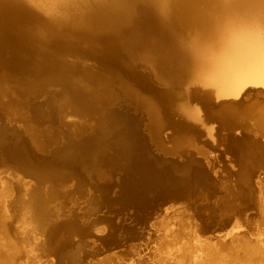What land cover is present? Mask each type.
<instances>
[{"label": "bare ground", "instance_id": "1", "mask_svg": "<svg viewBox=\"0 0 264 264\" xmlns=\"http://www.w3.org/2000/svg\"><path fill=\"white\" fill-rule=\"evenodd\" d=\"M73 37L78 42L98 43L99 48L92 51L94 57L100 59H97L98 62H112L116 55L122 54L124 63H119V66L126 72L120 68L121 72L117 75L110 74L117 82H121L120 75L124 77L126 73L127 79L133 85L147 89L150 85L137 72L138 65L144 64L150 66L148 72L155 81L168 84L165 90L159 92L167 101L166 107L162 106L163 109L160 106L152 107L146 100H141L150 114V123L146 130L151 141L165 154L182 158L186 149L191 147L199 154L203 153L198 145L190 141L186 148L167 149L156 139L160 121L164 124L170 112L175 111L188 120L199 121L193 109L172 101L176 91H183L184 95L205 105L213 94L218 98H236L249 91V87L263 86L264 90V0H0V61H5L3 53H8L11 61L19 63L38 57L42 58L41 63L48 59L43 65L38 64L39 70L60 69L64 65L58 60L57 63L52 60L42 47L51 46L54 42H70ZM97 80V77L91 79L92 84L95 85L94 81ZM127 81L122 79V85H128ZM23 82V85L28 83ZM47 83L61 85L74 98V112L93 119L80 127V122L83 121L80 118L79 123L74 124H68L59 118L60 124L72 127L76 140L84 138L87 128L95 136L98 127L105 134L107 107L121 102L122 98L109 93L103 87L82 88L66 76H49L32 83L33 89L22 85L17 96L7 101L3 100L0 91V112L5 113L10 123H22L11 113L12 106L16 105L17 108L18 104L22 105L17 111L31 106L32 99L47 90ZM123 93L128 97H139V93L129 88ZM157 98L159 99L158 96L155 97L156 100ZM261 106L254 105L249 111L255 109L250 113L252 124L256 127V132L264 137V106ZM218 112L215 116L221 120L225 129L221 138L222 144L233 155L232 160L236 162L238 172L233 184H225L226 195L234 191L245 202L251 199L254 190L252 176L257 167L264 164V142L234 134L236 115L228 105ZM167 124L170 126L171 123L167 121ZM238 124L242 127L241 123ZM3 130L1 135L10 146L6 150L0 146V151L4 155L8 151L14 159L22 162L30 161L20 134L10 131L8 126ZM4 132L12 135H4ZM45 136L44 139H47L44 142L34 139V145L40 152L53 155L58 150L53 147L61 143L63 137L54 131H49ZM90 148L89 145L88 148L81 146L77 148L80 152H76L74 148H66V151L56 153L54 161L61 158L69 162L68 167L73 171L79 169L87 173L89 178L96 176L105 179L107 175L98 170V165L100 161H107V153H110L108 146L101 145L95 150ZM84 150L87 151L86 156L81 154ZM125 152H122V158ZM111 155L116 153L112 152ZM30 162L36 166H33L36 171L48 178V182L44 183L41 190H35L36 182L30 179L23 187L22 184L16 187L7 181L9 186L0 194V264H17L18 255L21 253L32 256L33 264H55L54 257V262L48 259L41 261L42 255L38 251L44 254L47 249L45 246L49 245L52 251L62 242H66L74 231H79L78 223H82L84 219L83 216L75 215L77 205L74 202L67 204L70 194L76 189L82 198L86 196L87 190L84 189L85 184L81 182V177L76 178L74 172L67 170L56 171L55 167H49L43 160ZM207 163L210 164L209 161ZM192 165L195 166L191 168ZM198 166L200 165L196 161H188L183 166L186 170L182 173L180 172L183 169L171 172L180 173L179 180H183L193 191L196 192L201 187L209 196L213 184L210 180L200 178L201 185L197 184L196 187L189 184L192 183V173H205ZM14 169L6 175L0 174V178L13 175L16 172ZM21 178L23 179L22 176ZM70 178L75 180L68 187L66 184ZM36 181L39 182L37 178ZM16 189L23 190V194H15ZM261 191L264 192V188ZM181 203L184 201L167 205L164 212ZM227 205H223L222 209L225 215L228 209L235 207L232 203ZM15 207L21 211L24 225L19 230L22 236L13 239L9 228L18 212L13 210ZM159 216L160 214L156 219ZM106 229L107 226L104 225L98 227L97 231L105 232ZM179 232L175 230L172 232L174 234H165L166 237L160 239L158 264H264V245L260 240L251 242L244 236L235 235L228 242L220 241L217 245H212L208 242L182 239ZM199 250L200 255L197 254Z\"/></svg>", "mask_w": 264, "mask_h": 264}, {"label": "rangeland", "instance_id": "2", "mask_svg": "<svg viewBox=\"0 0 264 264\" xmlns=\"http://www.w3.org/2000/svg\"><path fill=\"white\" fill-rule=\"evenodd\" d=\"M73 38L74 39H71L70 42H54L51 46L43 45L42 47L52 60L55 62L58 60L64 65V67L60 69L48 68L39 70L38 64L41 63L40 60L42 58L31 57L22 61L23 63H19L15 60L11 61L8 53H3L5 55V59L3 60L5 61H0V91L1 95H3V100L7 101L10 98H15L17 92L24 84L23 81L28 82L23 86L27 85V87H31L32 83H37L49 76L70 77L76 85L82 88L91 89L93 86H98L97 88L103 87L109 93L112 92L113 95L125 100L132 108L133 113H139L143 117V129L151 141V136L148 130H146L148 129V123H150V114L147 110L148 108L146 104L141 100H146V103L148 102L152 107L160 106V109H163L162 106L164 105L166 107L167 101L159 92L165 90L168 84H162L159 81H155L153 75L148 72L150 66L144 64L138 65L137 72L143 75L146 83L150 85L147 89L142 86L133 85V82L130 79H127L128 76L126 73H123L124 77L120 75L121 82H117L110 77V74L117 75V73L121 72L119 63H124L122 54L118 56L116 55L112 62H98L100 59L97 58V60L92 53L93 49L99 48L98 43L88 41L78 42L75 37ZM47 61L48 59L44 60V63ZM44 63L42 62L40 65H43ZM121 69L125 71L123 68ZM95 77H97L98 80L94 81L96 84L93 85L91 79H94ZM122 79L125 81L128 80V85L123 86ZM47 84V90L40 93L38 99L42 100L45 94L49 91L59 92V94L53 98V105L55 107L57 119L61 118V120L68 124H74L79 123L80 118L83 120L80 122V127L93 121V119L87 115H78L74 112L72 105L74 98L68 94L67 90L62 89L60 87L61 85L57 83ZM33 88L34 86L30 89ZM127 88L133 90V92H136L137 94L139 93V97L124 96L123 92H125ZM155 92H158V94ZM156 96H158L159 99L157 98L156 100ZM172 101L195 111L199 117V121H190L198 126L203 133L199 134L196 130L177 127L172 124L169 126L167 124L169 119L167 118V121L165 120L164 124L160 121L156 139L167 148H186L185 146L189 141L198 145L203 150V153L200 155L203 156L206 163L208 161L210 162V164L207 163V165L209 164L208 166L213 176V185L216 190H210L209 196H207L204 189L197 187L198 189L196 192L194 191L195 193L178 201H184V203L177 204L165 212L164 209L159 212L149 223V226L143 235L128 241L117 249L104 250L101 253L89 255L86 264H158L157 253L159 250V241L169 233L174 234L172 232L175 230L180 231L179 233L182 239H187L192 242L201 241L217 245L220 241L228 242L233 236L241 235L251 242L260 240L264 245V205L262 204V202H264V192L261 191V189L264 188V164L257 167L255 174L252 176L254 190L252 191V197L250 200L245 202L242 201L234 191L230 192V195H226L225 184H233V180L237 177L238 172L236 162L232 160L233 155L228 152L222 144L221 138L225 129L222 127L221 120L215 116V113H219L218 111H220L223 106L228 105L231 112H234L236 115L235 120L237 124L233 129L234 134L243 138H252L264 142V137L256 132L254 129L256 127L252 124L253 120L250 113L255 109L249 111L254 105L259 104L260 106H264L263 86L249 87V91L236 98H218L213 94L205 105L195 99L189 98L187 95H184L183 91H176ZM20 106L22 105L18 104L17 108H15L16 105L12 106L13 109L11 110V113L13 116L17 117V119L19 118L21 120L22 123H20V125L23 126L24 124L26 133L33 144L35 142L34 139L43 142L46 141L47 138L44 139V137H46L45 135L49 131H54L56 134L59 133L61 136L63 135L62 132L64 126L62 127L59 124L52 123V120L48 117H46L43 123H38L37 120L32 117L30 112H28L26 107L21 111H17ZM170 113L176 114L175 111ZM238 123H241L242 127L238 126ZM69 129L70 132L73 131L72 127ZM87 130V132L91 131L89 128H87ZM73 137L77 139L74 135ZM207 140L210 142H207ZM91 145L92 144H90L89 147L93 148L90 149H97L95 148V145ZM80 147L81 146L74 147L76 152H80L77 150V148L79 149ZM191 149L193 148L191 147ZM86 150L81 151L82 156H86ZM68 163V161L63 160L60 164H55L56 171L67 170L74 172L73 174L75 175L78 170L73 171V169L67 166ZM100 163L103 162L100 161L99 165ZM102 168L105 169V166L102 165ZM10 171L12 170L0 168V174L6 175ZM18 175L15 174V176L11 175L9 177L0 178V194L7 186H9L7 181H10L16 185V187L19 184H22V187L24 183L28 184V177L23 176V179H20V176L22 175ZM74 175L72 176L74 177ZM75 177L79 178L78 174H76ZM74 180V178H70L66 186L71 187V183H73ZM199 180V178H194L192 183H190L192 187H196L197 184V186H200L201 184L199 183ZM90 183L91 181L84 182V189H86L87 192H91L89 191L91 189L89 185ZM23 192L24 191L21 189H16L14 193L20 196ZM67 201V204H72L74 202L75 206L77 205L76 210L78 212L81 211V206H84L85 204L84 198L81 197L77 189L72 191ZM230 203L235 204V207L233 209H228V212L226 213L227 215L223 214V205ZM13 210L18 211L19 208L15 207ZM159 214L160 216L156 219ZM15 217L12 221L11 228H9L13 239L22 236V234L19 233V230L24 225L22 223L21 211H18ZM119 219L120 218H118V220ZM154 220L156 222L155 225L153 224ZM100 226H104V224H97L95 228L97 229ZM204 226H209V228L206 229ZM26 247L27 244H25L24 248ZM45 252L46 253L43 254L42 251H38V253L42 255L41 261H46V259L52 261L53 256L48 254L47 250ZM197 254L200 255L201 251L199 250ZM18 256L17 264H33L31 261L32 256L28 257L24 255V253H21ZM39 263L40 262H36L34 264Z\"/></svg>", "mask_w": 264, "mask_h": 264}, {"label": "water", "instance_id": "3", "mask_svg": "<svg viewBox=\"0 0 264 264\" xmlns=\"http://www.w3.org/2000/svg\"><path fill=\"white\" fill-rule=\"evenodd\" d=\"M58 94L59 92L49 91L42 100L38 99V96L32 99L33 103L27 108L38 123H43L48 117L52 120V123L63 127L57 119L53 105V98ZM106 115L105 127L107 128H105V134L102 133L103 130L98 129V123L96 136L95 133L87 132V130L83 134L84 138L79 141V139L76 140L73 137L72 131L70 132V129L64 126L63 141L55 146L53 145L54 149H58V154L66 151V148H72V146L73 148L77 145L88 147L90 144L95 145L97 149L101 145H107L110 152L107 153V161L103 160V163L98 165V170L107 175L105 179L96 176L89 178L87 173L79 171V169L76 173L79 178L81 177L82 183L91 181L89 184L91 192L86 191L84 206H82L80 212L77 210L75 212L76 216H83L84 218L82 223L78 221L80 226H77V228L79 231H74L66 242L56 246L52 250L53 253L49 245V248L45 246L46 250L54 257L55 264H86L89 255L101 253L104 250L117 249L128 241L143 235L149 223L167 205L195 193L183 180H179V174L186 170L188 165L183 166L188 161L191 163L196 161L200 165L197 168L205 172L195 171L192 173V180L203 178V180L213 182L209 166L196 149H186L182 158L177 155L165 154L159 150L144 132L143 117L139 113H133L132 108L125 100L122 99L121 102L108 106ZM168 119L172 125L196 130L199 134L203 133L198 126L190 119H186L184 115L169 113ZM17 122L20 121L10 123L5 113L0 112L1 147L6 150L10 146L1 135V132L4 131L3 128L8 126L11 129L10 131L20 134L30 161L43 160L46 162L44 164L49 167H55V164L63 162L61 158H56V161H54L57 152L53 155H49L48 152H40L29 139L26 128ZM5 134L12 135V133L4 132ZM11 141L14 142L12 139ZM207 142L210 141L207 140ZM125 149L128 150L125 152ZM123 151L125 152L124 158L121 157ZM2 152L1 150L0 168L12 170L14 168L11 167H15L19 169H14L16 172L13 171L15 172L13 175L26 176L34 183L36 182L35 190H41V187L45 186L44 183L48 182V178L41 175L40 171H36V166L32 162H22V160L14 159L8 151H6L7 155ZM112 152L116 153L117 156H112ZM102 165L105 166V169L102 168ZM173 167L181 169H172ZM172 170L182 171L177 174L171 172ZM36 178L39 182L36 181ZM187 178L185 179L186 182ZM213 184H211L210 190L215 191L216 188ZM118 218L120 219L118 220ZM97 224L107 226L106 231L98 232L95 228ZM204 228L208 229L209 226H204Z\"/></svg>", "mask_w": 264, "mask_h": 264}]
</instances>
